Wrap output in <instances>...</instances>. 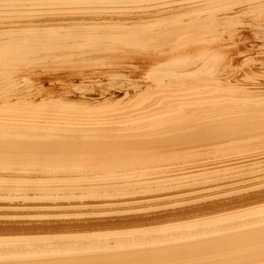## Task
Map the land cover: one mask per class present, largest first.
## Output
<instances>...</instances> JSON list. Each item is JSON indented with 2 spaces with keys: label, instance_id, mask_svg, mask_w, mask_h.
Instances as JSON below:
<instances>
[{
  "label": "bare ground",
  "instance_id": "1",
  "mask_svg": "<svg viewBox=\"0 0 264 264\" xmlns=\"http://www.w3.org/2000/svg\"><path fill=\"white\" fill-rule=\"evenodd\" d=\"M248 9L250 10L251 9H255V10L262 9L263 11L264 0H0V73L5 72V71L8 72L12 69L15 70L16 66H20L23 64H25L26 69H27L26 64H30V63L35 64V63L40 62V65H41V61L42 63L44 62L43 59L44 60L48 59V58H45L47 57L46 54L52 53V51H56V50L57 51L61 50L63 52L64 50L77 51L76 53H73L75 55L72 54L73 58L77 56L81 60V62H83L81 63L79 62L80 60L76 59L79 63L84 64V62H87L88 64V62L92 61L93 58L91 57L92 55H90V51H88L90 56L89 55L86 56L87 51L85 50L86 52L83 53L82 52L83 49L89 48V50H91V54L95 52V50H99V52L100 50H102V53H104V50L105 51L107 50L108 52L109 51L110 52L112 51H116V52L126 51L127 52V51L132 50V51H135L133 53L134 55L135 53L136 54L138 53L136 52V50L137 51L138 49L140 50V48H136L135 50V47L144 46L147 48H145L146 50H143V52L145 51L149 52L150 50H153V53L151 51V53H147L145 55H142L141 57L137 56L138 58L136 59L139 61L138 64L140 63L142 66L147 64L150 66V68L148 67L149 69H151L150 73L152 71L151 73L152 78L150 79H152V81L153 80L155 81V84H153V86L143 85L138 88L139 90H137L136 89L137 87H136L135 88L136 90L134 89V91H139L138 95L137 94L135 95L134 93V96L132 95V97L130 98L129 97L123 98L122 99L123 102L116 100V102H118L119 104L116 103L117 104L116 106L112 107L111 109L109 108L108 110H106L100 115L98 114V116H95L96 118L94 117L95 118L94 120L89 119L91 117L93 118L91 114H90L91 117L88 115L89 116L88 120H90L89 122H83V120H69L70 118L68 120L58 121L60 123H55V121L47 122L46 120L38 121L37 119L36 121L33 119L30 121L29 120L25 121L23 119H20L19 118L20 116L18 117V115L16 114L0 115V168H1L0 171L3 172L2 169H4V167H7L8 170L9 169L11 170L14 167L15 168L17 167L20 170L21 168L22 170L23 169L24 170L33 169L35 173H36V170L37 171L41 170L42 173L44 171H45L44 173H47V171L49 170V172L53 171L52 172L53 174L56 173L54 171H58V172L60 171L61 173L70 172V173H74L73 175H71V177L75 176V174L76 176L72 178H66L65 179L66 181L63 180L64 178L61 179L62 175L64 174H61V178L59 177V180L61 179L62 181H65V183L66 182L69 183L65 185L67 186L66 188L67 190H69V192L70 190H75V189L76 190L78 189L77 191L82 190L83 195H85V197L83 198H86L89 200L92 198L93 199H96V198L105 199L106 197L107 198L112 197L116 199L117 197L118 198L130 197L137 193H140V194L147 193L148 195V193L150 192H153V191L156 192L158 190H161V188L159 187L154 188L153 186H156V185L158 186L166 182H168L167 184L169 185L170 181L174 182L175 180L178 181V180H182L186 178L193 179L191 177H193L195 174L196 175L202 174V173L206 174L211 169H217L218 167H220V165L224 166L226 164V161L224 160L225 164H223L224 162L222 161L223 162V163L221 162L222 164L220 163V165H217V163L220 162L217 160L218 159L217 158L216 160L218 162L216 161V163L214 164L210 163L213 166L215 164L217 165L214 167H211V166L208 167L209 165L205 163L204 164L202 163H199V164L192 163L191 164V162H194V161H191V162L189 161L190 164L189 162L188 164L186 163L184 165L179 164V167L178 166L173 167L175 165H173L172 163H171V166L173 165L172 166L173 168L170 165L164 166V164H168L171 161L172 162L179 161V159L181 158L192 157L202 152L204 154L209 151L208 154H210L212 150L215 151V149L218 150L220 148L224 150L225 149L224 147H227L226 149L228 150V147L234 148L235 146L238 147L239 145L250 144V143H252L253 145V142L255 144V142L256 141L258 142L259 140L263 142L264 141V96L260 97L261 90L259 89L261 87L257 89L259 91L256 90V88H258L257 85L255 86L256 87L255 89L252 86L251 88L249 87L247 88L245 86L246 87L245 88L242 86L243 84L238 85V83H237V86L235 84L234 85L235 87H234L233 83L234 82L236 83V81H234L231 84L232 86L231 88L234 87L232 90L233 94L226 93L224 91L226 89L223 90L222 88L223 85L226 84L224 81L225 79L224 76H227L226 75L227 73L229 74V72H227L228 71L227 69L228 68L230 69L229 59H228L230 57H228L229 55H227V51L231 48L230 47L231 45H228L229 43L224 42L228 45V47H230V48H227L228 49L227 50L226 45L224 46L220 44L221 42L220 43L217 42L219 41V38L221 37V36L219 37L217 30L219 28L221 29V26L218 29L217 27L221 24L223 25L222 27L224 28V30L227 29V32L229 30H232L233 28H235L234 27L235 23L237 24V22H241L237 20L243 19L241 16H240L241 19L239 18L236 19L237 16L239 17V15L244 14V12L246 13V11H248L247 13H251L252 15V13L255 11V10H252L253 12H250V10ZM247 15H250V14H247ZM235 20L237 22H235ZM256 20H259V19L256 18ZM256 20L255 22L253 20L254 22L253 24L258 22V21L256 22ZM261 20L263 19H260V22ZM242 21H244V19ZM260 22H258L257 24L258 26ZM241 23L244 24L245 22H241ZM242 24L238 25V26H241L239 27L241 28V30H243L242 27L244 28ZM247 26H249V24ZM262 28L263 29L259 28L260 30L258 29L259 34H262L264 36V27ZM255 29L257 30L256 27ZM243 31H245V29ZM243 31H241V34ZM227 32L225 33L228 34ZM230 32L231 31H229V33ZM229 35L228 37L231 38V35L230 36ZM239 35L240 34H238V36L236 37H239ZM216 37L218 39H216ZM243 38H246V37H243ZM233 39H236V38H233ZM238 39L241 40L242 37L241 39L240 38ZM253 39H251V41ZM226 40H222V41H226ZM254 42H252L251 44H253ZM254 44H256V42ZM162 46L164 48H159ZM126 47L127 48L134 47V50L133 49L127 50ZM250 47H252V45ZM143 48H141V51ZM122 53L120 52L121 55H123ZM232 53L231 55L234 54ZM63 54L64 55H61L60 57L58 55V57L66 59V62L69 61L68 59L70 58L71 53H69L70 56L68 55V51H67V54H65V52ZM105 54L107 55V56L104 55L106 59L108 58L110 54L108 55L107 52ZM111 54H115V52ZM126 55L130 57L128 53ZM49 56L52 59L54 58L51 56V54ZM93 56L95 58V55ZM96 56H98V54H96ZM58 57H55V60H56L55 63L57 62L56 58ZM98 58H101V61L103 60L102 57H98ZM114 58L116 59L115 56ZM123 58L124 57H122V59ZM61 60L57 62L58 66L60 62L61 63L63 62V60L62 61ZM71 60H72V57L70 59V62H72ZM51 61L49 62L52 63ZM98 61L99 63H101L99 59ZM55 63L54 64L52 63L53 65L51 64V66L52 67L55 66ZM47 64L48 66H50L49 63ZM72 64L71 65L70 63L68 65L65 64L66 67L63 69H66L67 66L68 67L72 66ZM94 64L95 63H93V66ZM84 65H86V63ZM33 68H30V69L32 70ZM42 68L46 69V67H42ZM234 68H231V69H234ZM34 69H33V72H34ZM70 69L71 68H68L66 70H70ZM72 70H70L71 71L70 73L68 71V75L66 74L69 77L68 79H74L75 77L77 78V77H81L84 75L83 73H78V72L74 73L75 71L72 73ZM25 71L27 72L28 70H25ZM22 72L24 73L23 70ZM17 73L19 72L17 71ZM150 73H149V76H150ZM230 73H233V72H230ZM37 74H39V72ZM37 74L35 75L37 76ZM240 75H242V73ZM230 76H229V80L230 78L234 79L235 77H236L235 79L240 78L239 76L238 77L237 76L230 77ZM7 77L9 76H6V78ZM44 77L47 78L46 76ZM242 77H241V80L243 81L244 78L242 79ZM6 78H5L4 83L8 81L6 80ZM12 78H16V76ZM227 79H228V76H227ZM241 80L239 82H241ZM2 81H3V78H2ZM2 81L0 78V82ZM12 81L11 83L12 84L14 83L13 85H15L16 80L14 82ZM39 81H41V79ZM57 81L60 82L59 80ZM154 81L152 83H154ZM17 82L19 83L21 81L17 80ZM253 82L255 84V81ZM262 84L264 85V81ZM245 85H248V83ZM16 86H13L15 87L14 89H17L19 85L17 86V88ZM51 86L53 85L51 84ZM258 86H261V85H258ZM21 87H20V90H21ZM65 87L67 86L65 85ZM6 89H8L7 86H6ZM10 89L12 90V87ZM41 89L42 88L40 87V92H42ZM52 89L53 87L51 88L50 91H52ZM108 89L109 88H107V90ZM24 91L25 89L22 92ZM5 92L3 91V93ZM8 93L10 92L8 91ZM15 93H19V92H15ZM99 93L103 94L104 92H99ZM24 95L26 98L27 94H24ZM24 95L22 94L21 96L22 100H24L23 99ZM66 95L64 96L62 95V96L65 98ZM16 96L18 95L16 94ZM62 96L60 97L62 98ZM12 97L10 98L13 99L14 97L13 98ZM27 97H31V96L27 95ZM46 97L47 96L45 94V98ZM55 97L59 99L58 94ZM28 99L29 98H27V103L29 102ZM32 99L33 98H31V100ZM37 99H39V103H36L38 105L44 102V99L42 97L40 98L38 97ZM58 99L55 98V100H58ZM104 99H101V100H104ZM3 100H5V97ZM92 100H94V98ZM7 101H3V103H5L4 108H7L6 105L8 107H11V106L14 108L18 107L19 102H22L20 99L14 98L12 100L14 103L8 105ZM34 101L36 102V99ZM48 101H49L48 103H50V100ZM52 101L54 100H51V103L54 104V102ZM105 101L106 100H104L103 103ZM25 102L23 103V106L25 105L24 107L22 106L23 108L27 107L26 105H28ZM31 102L32 101H30L31 105L33 103L35 104V102H32V103ZM58 102H61V101H58ZM63 102L64 101H62V103ZM69 102L70 101H68L67 103ZM69 104L72 105V103H69ZM45 105H48V104H45ZM56 105L57 104H55L53 107H55ZM67 105L66 107H68ZM74 105H73V109L75 108ZM100 105L102 104L100 103ZM96 106L94 107L96 108ZM104 106H106V104ZM104 106L103 107L100 106V108L101 107L104 108ZM28 107H31V106H28ZM34 107H36V105ZM37 107L40 108L41 106H37ZM60 107L63 109L64 105L63 106L61 105ZM70 107L71 106H69V108ZM56 108H59V106ZM106 108L107 106L105 107V109ZM15 109H13V111ZM65 109L66 108L64 107V110ZM70 109H72V107ZM9 111L12 112L11 110ZM55 111H57V109ZM92 111L94 112L95 110H92ZM88 112H91V111H88ZM96 112L98 111L96 110ZM13 113H15V111ZM54 117H57V116L55 115ZM63 117L66 118L64 115ZM82 117L80 116L77 118H82ZM28 118L30 119V117ZM59 118L61 117L59 116ZM247 146L249 145H246V148ZM250 148L253 149L254 147H250ZM203 154L202 156H204ZM213 154L214 153H212V155ZM230 157L232 156L230 155ZM263 157H264V153L262 154L260 153L259 155L253 154V156L248 155V157L243 156L242 158L241 157L237 159L235 158L234 159L235 162L231 163L232 162L231 161L230 163L235 164V165H241V164L244 165V163L250 164L252 162L253 165H255L254 162L255 163L257 162L255 160L257 159L260 160V158H263ZM184 160L185 159H183V161ZM9 166L11 167L14 166V167L10 168ZM16 170L17 169L13 171L14 174L16 173L15 172ZM31 170H29V172L27 171L28 174L30 173ZM18 173L22 174V171ZM26 173L24 172L23 174H26ZM39 174H40V171L38 175ZM53 174L52 176H50L51 179L53 178ZM211 174L213 173L211 172ZM11 175H12V172H11ZM207 175H205L204 177H206ZM67 177L69 176L67 175ZM13 180H16V179H13ZM13 180L11 179L12 184H14ZM24 180L19 182V184L20 183H23V184H20V185L18 184L16 186L6 185L11 182V181L8 182L9 179L8 181L7 180L4 181V183L5 182L7 183L5 184L3 183L4 185L3 184L0 185V204H2L0 205L1 209L5 207L6 208L10 207L11 203L9 202L14 201L16 203V201L20 199V197H22L23 199L22 202H23L29 196V194L28 196H26V194L29 191L33 192L34 194L35 193L41 194L38 196L35 194L37 196L36 201L40 199L39 200L40 204L41 202H43V200L44 201L47 200L50 203L49 200H51L52 197L51 196L48 197L49 195L45 196L44 194L51 192V191L53 193V191L60 190V186H61V184L59 186L60 181L58 180V177H57V180H55V181H59V182H56L58 184V185L56 184L57 186H55L54 184L55 182L53 184L51 183L54 179L46 180L45 178L46 181L50 182V183L48 182L47 185L45 184L43 185L42 181H45L44 179L41 181L42 184H39L40 181H38L39 183L36 182L37 179H35L36 181H33V182L31 181L32 179L29 181L27 180L28 183L30 181L32 182V183L30 182V184H28L27 181L26 180L24 181ZM95 181L97 183H99L100 181L101 182L97 184L98 186L95 187V185H93ZM85 182L87 183L88 186L86 185ZM182 182L183 181H181V183ZM88 183H90L94 187H92ZM12 184H9V185H12ZM49 184L50 185L52 184L53 186L52 185L50 186ZM89 185L91 187H89ZM177 185L175 184L176 187ZM58 186H59V189L57 188ZM63 186H61V189ZM65 186L63 189H66ZM169 188H167V190ZM172 188L174 189V186H172ZM77 191L76 193L81 194L80 191L79 192ZM76 193L74 194L76 195ZM21 194L22 196H20ZM30 195L32 196V198L35 197V196L33 197L32 194ZM69 195H71L72 197L73 194H69ZM254 195L256 196V194ZM31 196H29V198H31ZM55 196L57 197V199H62V198H59L60 196L58 197V193ZM61 197H63V194ZM64 199L66 200V197H64ZM33 200L35 201V198L32 199V201ZM20 201L18 200V202ZM54 201L55 200L51 202H54ZM56 202L57 204L59 203L58 201ZM24 203L26 202L24 201ZM120 203L121 202H119L118 204L119 206L121 204L122 205L125 204V203H121V204ZM112 204L113 203H111V207L117 206L116 205L117 203L114 205ZM129 204H132V203H129ZM49 205L51 206L53 204L50 203ZM53 206H51L52 207L51 209L53 208L56 209L58 207L57 205H53ZM94 206L95 205L93 204V206L91 207H94ZM206 206L207 205H205L204 207ZM60 207L61 205L58 207V209H60ZM81 207H84V206H81ZM86 207L87 206L85 205L84 209H86ZM97 207L99 208L101 206H97ZM263 207H260V208L262 209ZM89 208H90V205H89ZM202 208L200 206L199 207L196 206V208L194 207L188 208V210L187 209L182 210L183 208L181 210H178L179 219L181 221V224H179V226H176V227L174 225H172L173 227L169 225L171 228L167 227L163 229L161 227L162 230H159V231H154V230L149 231L148 230L149 232H147L146 231L147 229H145L146 232L142 230V232L140 233L136 232L131 235L125 234L123 232L125 236L123 234H122L123 236L119 234L121 237L115 238L117 239L116 240L117 242L113 240L114 243L116 242L114 247L112 246L108 247L110 246L109 243L108 245L106 243L104 244L103 241L104 240L106 241L108 237L105 239L103 238L104 240H101V236L99 235L97 236L98 233L95 235L96 237L88 236L85 234L76 235L74 236V238L69 237V235L65 236V235H60V234H59L60 236H56V237L50 236L49 238H46L48 237L46 236L44 239L45 241H42V242L37 240L36 238L38 237L37 235L34 238L22 237V236L19 237L18 235L20 234L17 235L19 238L18 237L14 238L13 236H12L13 238H11V236L2 238L4 236L3 235V236H0V264H264V217H263L264 214L261 213L262 217L260 216L259 218L257 217L255 218L253 214L251 215L254 218L253 217L248 218L246 215L248 219H245L246 217L244 216L245 217L244 218L242 216L244 215L243 214L244 212L242 211L243 213L242 215L239 214L240 215L239 217L234 216V217H231L232 219L229 217L231 221L226 222L224 218V220L223 219L222 220L225 222L217 220L219 223L217 225L214 223L215 225L213 224L212 226L211 224L215 222V220L213 222L211 221V223L208 221L207 224L204 223V224L198 225L197 227L200 226L198 229L195 228L196 224L190 225L189 222H187L188 224H184L187 220L184 221V223L182 222L185 216L188 217L190 214L203 210ZM43 209H48V207L43 208ZM61 209H65V208L61 207ZM6 210H9V209H6ZM128 212L129 211H127V213ZM110 213H111L109 214L110 216L113 215L112 219L114 218L115 215H118V216L129 215V214H126L125 211L122 212L121 210L115 211V213L114 212L113 213L110 212ZM232 213H235V212H232ZM131 214L133 215L135 213H131ZM106 215L105 217L109 216V215L108 216ZM233 215H236V214H233ZM255 215L257 216L258 214L255 213ZM52 216L46 219V222L48 221L50 222L51 220H53L52 222L43 223V225L42 223L39 224L42 227H34L36 224L32 227H28V225H26L27 226L26 227L25 225L23 226L24 223L23 224L20 223L21 225L4 223V224H0V230L1 231H4V230L13 231L18 228L17 230L20 229V232H21V229L26 230V229L35 228L38 230L39 228H42V229L44 227L46 228V226H47V229L52 228V227H55V228L60 227L61 229V227H65V226L66 227L79 226L82 228V226L84 225L93 227V225L97 226V225H102V224L104 226V224L106 225V222L111 223V221H109L110 219H105L102 221V220H97V218H96V221L87 220L85 222H82V221L78 222V221H72V220H69V221L65 220L63 222L61 221L60 217H59L60 219L54 220V218H51ZM160 216L156 217V219L157 218L160 219ZM147 217L148 216H146V218ZM240 217L244 219L236 220L237 218H240ZM11 218H12L11 219L12 222L15 221L13 217ZM126 218L117 219V222L119 220H121L119 221L120 223L129 222V221L132 222L137 219V218L132 219L131 216L130 218L132 220H130L129 217H128L129 219H126ZM229 218L226 220H229ZM77 220L79 219L77 218ZM205 220H207V218ZM7 221H9V218ZM92 223H95V224H92ZM138 223H140V221ZM137 225L138 224L136 223V226ZM141 225L144 226L143 224ZM141 227H137L135 231H137L138 228L142 229ZM134 228L132 229V231L134 230ZM115 229H117V227ZM27 231L28 230H26V232ZM121 232H117V233H121ZM128 233H131V231ZM8 234H10V232Z\"/></svg>",
  "mask_w": 264,
  "mask_h": 264
},
{
  "label": "rangeland",
  "instance_id": "2",
  "mask_svg": "<svg viewBox=\"0 0 264 264\" xmlns=\"http://www.w3.org/2000/svg\"><path fill=\"white\" fill-rule=\"evenodd\" d=\"M248 10H250V9H248ZM252 10H255V9H251L250 10V12H253ZM257 10V9H256ZM255 10V11H256ZM259 10V9H258ZM256 11V13H255V11L252 13V15H251V13H247L248 11H246V13L244 12V14L246 15V17H245V15L244 14H242V15H239V17L237 16V18L236 19H241V17L244 19V21H242L243 19H241V20H237V21H241V22H245L244 24H242L241 22H237L236 20H235V22H237V24L235 23V28H233L232 30L234 31V33H233V31L232 30H229V31H231L230 33H229V31L227 32V29H225L224 30V28L222 27L223 25H219L218 27H217V29L221 26V29L219 28L218 30H217V33H218V35H219V41H217V42H221L220 44H222V45H226V49L227 48H230L228 51H227V55H229L228 57H230V58H228L229 59V67H230V69L228 68L227 70V72H229V74L227 73L226 75L228 76V79H227V76H224V81H225V83L226 84H224L223 85V90L224 89H226V90H224L226 93H228V94H233L232 92V90H233V88L235 87L234 85L236 84V86H237V83H238V85H242L243 87H249V88H251V86L255 89L256 87V85H257V87L258 88H256V90L257 89H259V87H261L259 90H261V91H263L264 89H262V88H264V85L262 84L263 83V81H264V48H263V46H264V36L262 35V34H259V30L260 29H263L262 27H264L263 25H264V9H263V11H262V9H260L259 11H261V12H263V13H261V12H259V11ZM261 13V14H259V13ZM259 14V16H258V14ZM247 14H250V15H247ZM244 15V16H243ZM241 16V17H240ZM250 16V17H249ZM245 17V18H244ZM254 17V18H253ZM252 18H253V20H254V22H255V20H256V18L257 19H259V20H256V22L258 21V22H260V19H263V20H261V22H260V24H259V26L257 25L258 24V22L257 23H255V24H253L254 22H253V20H252ZM248 19H250V20H248ZM248 20V21H247ZM250 21V22H249ZM242 24L243 26H244V28L242 27V29L244 30L245 29V31H243V30H241V28H239V27H241V26H238L239 24ZM263 23V24H262ZM249 24V26H247ZM252 24H253V26H252ZM246 25V26H245ZM256 25V26H255ZM262 25V26H261ZM238 26V27H237ZM257 28V30L255 29V27ZM259 28H258V27ZM252 27H254V28H252ZM238 28V29H237ZM252 28V29H251ZM239 32H238V31ZM222 31V32H221ZM241 31H243L242 32V34H241ZM252 31V32H251ZM222 34H221V33ZM223 32H224V34H223ZM225 32H227L228 34H226ZM236 32V33H235ZM247 32V33H246ZM252 34H251V33ZM258 32V33H257ZM220 33V34H219ZM231 35V38L230 37H228V35ZM235 34H237V35H235ZM238 34H240L239 35V37H236V36H238ZM223 35V36H222ZM226 35V36H225ZM229 35V36H230ZM243 35V36H242ZM251 36V37H249V36ZM254 35V36H253ZM258 37H257V36ZM225 36V37H224ZM233 36H235V37H233ZM262 36V37H261ZM216 37V39H218ZM227 37V38H226ZM236 38V39H233V38ZM241 37H242V39H243V41H242V39H241ZM243 37H248L247 39L249 40V38H250V40L248 41L246 38H243ZM225 38V39H224ZM229 38V39H228ZM238 38H240L241 40H239ZM254 38V39H253ZM255 38H256V40H255ZM260 38V39H259ZM226 39H228V40H226ZM233 39V40H232ZM245 39V40H244ZM251 39H253L252 41H251ZM222 40H226V41H222ZM246 40H247V42H246ZM232 41V42H231ZM251 41V42H250ZM256 42V44H254L255 42ZM262 41H263V43H262ZM223 42V43H222ZM224 42H226V43H229L228 45H231L230 47H228V45L226 44V43H224ZM235 42V43H234ZM242 42V43H241ZM252 42H254L253 44H251ZM238 43V44H237ZM262 43V44H261ZM248 46H247V45ZM237 45V46H236ZM252 45V47H250ZM254 45V46H253ZM144 47V46H143ZM142 46L140 47V46H137V47H135V50H136V48H140V50L138 49V51L136 50V52H138L137 54L135 53L134 55H133V53L135 52V51H132L131 49H133L134 50V47H126V49L127 50H131V51H119V52H116V51H112V52H108L107 50L105 51L104 50V53H102V50H100V52H99V50H95V52H93L92 54H91V50H89V48L88 49H83L82 50V52L83 53H85L86 51H87V53H86V56L87 55H89V52L88 51H90V55H92L91 57L93 58V62L92 61H90V62H88V64H87V62H84V64L86 63V65H84V64H81V63H83V62H81V60L76 56H74L75 58H73V56H72V54L73 53H76L77 51H69V50H67L68 51V55L70 56V54L69 53H71V56H70V58L68 59L69 61H67L66 62V59H63V58H59L61 55H64L63 53L65 52V54H67V51L66 50H64V52L63 51H52V53H47L46 54V56L47 57H45V58H48L49 59V55L51 54V56L54 54V52H55V54L52 56V57H54L53 59L50 57V59L48 60V59H43V63H42V61H41V65H40V62H38V63H30V64H26L27 65V69H26V67H25V64H23V65H20V66H16L15 67V70L14 69H12V70H10V71H5V72H1L0 73V78H1V81H2V78H3V81L2 82H0V87L3 89V87H4V89L2 90L1 88H0V107H2V108H0V115H13V114H16V115H18V117L20 118V119H23V120H35L36 121V119L38 120V121H47V122H54L55 121V123H60V122H58V121H63V120H68L69 118V120H83V122H89L90 120H94L96 117L95 116H98V114L100 115V114H102L103 112H105L106 110H108L109 108L111 109L112 107H114V106H116L117 104H119L118 102H116V100H118V101H122L123 102V98H130V97H132V95L134 96V93H135V95L137 94L138 95V93H139V91H134V89L136 88L137 90H139L138 88L140 87V86H143V85H151V86H153V84H155V81H154V83H152L153 81H152V79H150V78H152L151 77V73H152V71H151V73H150V70L151 69H149L150 68V66L149 65H147V64H145V65H141L140 63V65L138 64V60L136 59V58H138V57H141L142 55H145V54H147V53H151V51H152V53H153V50H150L149 52L148 51H145V52H143V50H146L145 48H147V47H144L143 48ZM261 47V48H260ZM141 48H143L142 49V51H141ZM159 48H164L163 46L162 47H159ZM101 49V48H100ZM235 49H237V50H235ZM254 49V50H253ZM257 49V50H256ZM86 50V51H85ZM93 51V50H92ZM235 51V52H234ZM245 51V52H244ZM57 52V53H56ZM97 52V53H96ZM108 53V55L110 56V58H109V56H108V58H106L105 59V57H104V55H106L105 53ZM113 52H115V54H117V53H119V54H117V55H115V54H111V53H113ZM120 52L123 54V55H121L120 54ZM140 52V53H139ZM141 52H142V54H141ZM229 52V53H228ZM234 54H233V53ZM60 53V54H59ZM79 53V52H78ZM77 53V54H78ZM99 53H100V55H99ZM125 53V54H124ZM128 53V55L130 56V57H128L126 54ZM231 53L233 54V55H235V56H233V55H231ZM235 53H237V54H235ZM238 53H239V55H238ZM96 54H98V56H96ZM55 55H57V56H55ZM58 55H59V57H58ZM73 55H75V54H73ZM89 55V56H90ZM93 55H95V58H94V56ZM112 55V56H111ZM132 55H133V57H132ZM140 55V56H139ZM231 55V56H230ZM49 56V57H48ZM107 56V55H106ZM114 56L116 57V59L114 58ZM138 56V57H137ZM55 57H58V58H56L57 59V62H59L61 59L63 60V62L61 63L60 62V64H62V65H60L59 64V66H58V63L56 64L55 63ZM71 57H72V62H70V59H71ZM98 57H102V59H103V57H104V59L101 61V58H98ZM122 57H124L123 59H122ZM135 57V58H134ZM234 57V58H233ZM91 58V59H92ZM96 58H97V60H96ZM112 58H113V60H112ZM233 60H232V59ZM76 59H78V60H80L79 62H81V63H79ZM95 59V60H94ZM98 59L100 60V62L101 63H99V61H98ZM121 59V60H120ZM129 61H128V60ZM137 60V62H136V60ZM46 60H48V61H46ZM52 60V61H51ZM61 60V61H62ZM65 60V61H64ZM76 60V61H75ZM134 60V61H133ZM49 61H51L53 64L55 63V66H51V64L52 63H50ZM54 61V62H53ZM132 61V62H131ZM251 61V62H250ZM46 62V63H45ZM66 62V63H65ZM77 62V63H76ZM103 62V63H102ZM105 62V63H104ZM110 62V63H109ZM232 62H233V64H232ZM47 63H49L50 64V66H48V64ZM70 63V65L72 64V66H70V67H68L67 66V68L66 69H68V68H71L70 70H72V68H73V70H72V73L74 72V73H83L84 75L83 76H81V77H75L74 79H68L69 77L67 76L68 75V71H69V73L71 72L70 70H66V69H63V68H65L66 67V65H68ZM93 63H95L94 64V66H93ZM99 63V64H98ZM109 65H108V64ZM33 64V65H32ZM43 64V65H42ZM52 64V65H53ZM66 64V65H65ZM74 64H76V65H74ZM92 64V65H91ZM101 64V65H100ZM127 64V65H126ZM233 66H232V65ZM58 67H57V66ZM65 65V66H64ZM83 65V66H82ZM99 65V66H98ZM119 65H121V66H119ZM244 65V66H243ZM33 66H34V68H33ZM37 66V67H36ZM85 66H87V67H85ZM112 66V67H111ZM132 66V67H131ZM135 66H137V67H135ZM234 66H235V68H236V70H235V68H234ZM42 67H46V69L44 70ZM48 67V68H47ZM49 67H50V69H49ZM60 67V68H59ZM79 67V68H78ZM128 67H130V68H128ZM149 67V68H148ZM248 67V68H247ZM260 67V68H259ZM23 68H25V69H23ZM29 68V69H28ZM30 68H33L34 69V72H33V69L31 70ZM52 68V69H51ZM231 68H234V69H231ZM243 68V69H242ZM17 69V70H16ZM37 69V70H36ZM59 69V70H58ZM63 69V70H62ZM76 69H80L79 71L78 70H76ZM83 69V70H82ZM131 69V70H130ZM136 69H138V70H136ZM21 72H20V71ZM22 70L24 71V73L26 72L25 70H31V71H27L25 74L22 72ZM54 70V71H53ZM57 70V71H56ZM141 70V71H140ZM230 70V71H229ZM234 70V71H233ZM257 70V71H256ZM261 70V71H260ZM15 71H16V73H15ZM17 71L19 72V73H17ZM41 71V72H40ZM43 71H45V72H43ZM53 71V72H52ZM81 71V72H80ZM98 71V72H97ZM111 71V72H110ZM241 71V72H240ZM36 72V73H35ZM39 72V74H37ZM101 72V73H100ZM148 74H147V73ZM230 72H233V73H230ZM238 72H239V74H238ZM245 72V73H244ZM20 73H21V75L23 76H21L20 75ZM34 73V74H33ZM44 74V75H42V74ZM104 73V74H103ZM149 73H150V76H149ZM237 73V74H236ZM242 73V75H240ZM249 73H251V74H249ZM252 73H253V75H252ZM2 74V75H1ZM10 74V75H9ZM30 74V75H29ZM35 74H37V76L35 75ZM47 74V75H46ZM54 74V75H53ZM56 74V75H55ZM67 74V75H66ZM86 74V75H85ZM93 74V75H92ZM99 74V75H98ZM233 74V75H232ZM249 74V75H248ZM256 74H258V75H256ZM5 75V76H4ZM60 75V76H59ZM88 75V76H87ZM118 75V76H117ZM120 75H121V77H120ZM231 75V76H230ZM245 77H244V76ZM3 76V77H2ZM6 76H9V77H7L6 78ZM11 76V77H10ZM14 76H16V78H12V77H14ZM27 76V77H26ZM29 76V77H28ZM44 76H46L47 78H45ZM51 76V77H50ZM94 76V77H93ZM115 76V77H114ZM149 76V77H148ZM229 76L230 77H235V76H239L240 78V80H241V77H242V79H243V81L241 80V82H239L240 80L239 79H232V78H230V80H229ZM247 76H249V77H247ZM253 76V77H252ZM20 77V78H19ZM21 77H22V79H21ZM34 77H36V78H34ZM41 77V78H40ZM62 77V78H61ZM110 77V78H109ZM255 77V78H254ZM5 78H6V80H8V81H6V83H4L5 82ZM9 78V79H8ZM60 78V79H59ZM67 80H66V79ZM147 79V81H146V79ZM10 79H15V80H10ZM33 79V80H32ZM36 79V80H35ZM41 79V81H43V82H41V81H39ZM54 79V80H53ZM59 80L60 82H58L57 80ZM62 79V80H61ZM97 79V80H96ZM134 79V80H133ZM248 79V80H247ZM261 79V80H260ZM263 79V80H262ZM17 80H20L21 82H17ZM51 80V81H50ZM72 80H73V82H72ZM226 80H228V81H226ZM233 80V81H232ZM245 80V81H244ZM252 80V81H251ZM10 81V82H9ZM11 81L12 82H14L15 81V85H13L12 83H11ZM48 81V82H47ZM54 83H56V84H54ZM70 81V82H69ZM140 81V82H139ZM143 81V82H142ZM150 81V82H149ZM224 81H223V83H224ZM230 81V82H229ZM234 81H236V83L234 82ZM249 81V82H248ZM253 81H255V84H254V82ZM262 81V82H261ZM17 82V83H16ZM51 82V83H50ZM58 82V83H57ZM133 82V83H132ZM229 82V83H228ZM234 82V83H233ZM243 82V83H242ZM245 82V83H244ZM11 83V84H10ZM38 83V84H37ZM50 83V84H49ZM71 83V84H70ZM129 83V84H128ZM233 83V88H231L232 86H231V84ZM241 83V84H240ZM248 83V85H245V84H247ZM258 83V84H257ZM261 83V84H260ZM2 84H3V86H2ZM7 84V85H6ZM10 84V85H9ZM51 84L53 85V86H51ZM100 84V85H99ZM133 84V85H132ZM137 84V85H136ZM252 84V85H251ZM12 85V86H11ZM19 85L20 87H21V90L23 91L24 89H25V91L24 92H22L21 90H20V87L18 86V88H17V86ZM65 85L67 86V87H65ZM136 85V86H135ZM226 85V86H225ZM258 85H261V86H258ZM6 86H7V88L8 89H6ZM9 86V87H8ZM13 86H16V88L17 89H14L15 87H13ZM42 88L41 89V91L42 92H40V87ZM93 86V87H92ZM135 86V87H134ZM12 87V90L10 89ZM24 87V88H23ZM53 87V89H52V91H50L51 90V88ZM61 87H63V88H61ZM92 87V88H91ZM134 87V88H133ZM245 87V88H246ZM50 88V89H49ZM61 88V89H60ZM107 88H109L108 90H107ZM130 88V89H129ZM133 88V89H132ZM6 89V90H5ZM47 89H49V90H47ZM93 90V91H91V90ZM104 89V90H103ZM119 89V90H118ZM135 89V90H136ZM229 89V90H228ZM17 90H19V91H17ZM27 90V91H26ZM45 92H44V91ZM47 90V91H46ZM56 90V91H55ZM65 90V91H64ZM67 90V91H66ZM96 90V91H95ZM99 92H104L103 94L102 93H99ZM222 90V91H223ZM230 90H231V92H230ZM259 90H257V91H259ZM3 91L5 92V91H7V92H5V93H3ZM8 91L10 92V93H8ZM19 92V93H15V92ZM21 91V92H20ZM63 91V92H62ZM70 91V92H69ZM260 91V94L262 95H260V97H263L264 96V91L263 92H261ZM28 92V93H27ZM31 92H33V93H31ZM35 92H37V93H35ZM38 92H39V94H38ZM51 92H52V94H51ZM56 92V93H55ZM67 92V93H66ZM69 92V93H68ZM130 92V93H129ZM230 92V93H229ZM12 93V94H11ZM15 93V94H14ZM21 93V94H20ZM60 93V94H59ZM62 93H64V94H62ZM126 93V94H125ZM6 96H5V95ZM10 94H11V96H10ZM16 94L18 95V96H16ZM22 94L24 95V94H27L28 96L30 95L31 97H27V95H26V98H25V95H24V100H22V98H21V96H22ZM36 94V95H35ZM44 94V95H43ZM45 94H46V98H45ZM56 94V95H55ZM57 94H58V97H59V99L57 98V97H55V96H57ZM66 94H68V95H66ZM73 94V95H72ZM112 94V95H111ZM124 94H125V96H124ZM131 94V95H130ZM2 95V96H1ZM14 95V96H13ZM34 95V96H33ZM38 95V96H37ZM51 95V96H50ZM64 95H66L65 96V98L63 97ZM96 95H98V96H96ZM146 95V94H145ZM144 95V96H145ZM14 98H16V99H20L22 102L24 101H26L25 103L26 104H28V105H26L27 107L28 106H31V107H25V108H23L24 106H23V103L22 102H19V104H18V107H8L7 105H6V107L8 108V110H7V108H4L5 107V103H3V101H7V100H9V101H7L8 102V105H10V104H12V103H14L12 100L14 99ZM19 96H20V98H19ZM35 96H36V98H35ZM50 98H49V97ZM60 96H62V98L64 99H62ZM4 97H5V100H3L4 99ZM10 97H12L13 99H11ZM18 97V98H17ZM40 98V97H42L43 99H44V102L41 104H36V103H39V99H37V98ZM67 97V98H66ZM122 97V98H121ZM259 97V98H260ZM10 98V99H9ZM27 98H29L28 99V103H27ZM31 98H33L32 100H31ZM36 99V102L34 101L35 99ZM49 98V99H48ZM54 98V99H53ZM55 98L56 99H58V100H55ZM94 98V100H92ZM105 98V99H104ZM70 101L69 103H72V105H70L69 103H67L68 101ZM91 99V100H90ZM97 99V100H96ZM101 99H104V100H106L104 103L106 104V106H107V108L105 109V107L106 106H104L105 104L103 103V101L104 100H101ZM1 100H3V101H1ZM46 100H47V102H46ZM48 100H50V103H48L49 101ZM51 100H54V101H52V102H54V104H52L51 103ZM110 100V101H109ZM112 100V101H111ZM30 101H32V102H35V104H34V106L36 105V107H34L33 106V104L31 105L30 104ZM58 101H61V102H58ZM62 101H64L63 103H62ZM66 101V102H65ZM78 101V102H77ZM84 103H83V102ZM88 101V102H87ZM94 101V102H93ZM97 101V102H96ZM108 101V102H107ZM9 102H11V103H9ZM31 102V103H32ZM57 102V103H56ZM75 102V103H74ZM102 104V105H100V103ZM112 102V103H111ZM3 103V104H2ZM63 106L64 105V107L66 108L65 110H64V107H63V109L60 107L61 105ZM66 103V104H65ZM86 103H88V104H86ZM99 103V104H98ZM109 103H111L112 104V106H111V104H109ZM114 103V104H113ZM117 103V104H116ZM22 104V105H21ZM45 104H48V105H45ZM50 104V105H49ZM52 104V105H51ZM55 104H57L55 107H53ZM67 104H69V105H67ZM75 104V105H74ZM77 104V105H76ZM85 104V105H84ZM94 104V105H93ZM96 104H97V106H96ZM21 105V106H20ZM42 105H43V107H42ZM66 105L68 106V107H66ZM73 105H74V109H73ZM87 105H88V107H87ZM91 105H93V106H91ZM104 106V108H100V106ZM110 105V106H109ZM23 106V107H22ZM37 106H41L40 108L39 107H37ZM59 106V108H56V107H58ZM69 106H71L72 107V109H70L69 108ZM83 108H82V107ZM93 107V108H91V107ZM94 106H96V108L94 107ZM33 107V108H32ZM48 107V108H47ZM5 110H4V109ZM20 108V109H19ZM21 108H23V109H21ZM42 108V109H41ZM68 108V109H67ZM81 108H82V110H81ZM85 108H86V110H85ZM89 108H90V110H89ZM2 109V110H1ZM13 109H15L14 111H15V113H13L14 111H13ZM34 109V110H33ZM41 109V110H40ZM57 109V111H55ZM61 109H62V111H61ZM102 111H101V110ZM9 110H11L12 112H10ZM21 110V111H20ZM27 111V113H26V111ZM29 110V111H28ZM32 110V111H31ZM47 110V111H46ZM51 110V111H50ZM67 110V111H66ZM75 110V111H74ZM81 112H80V111ZM92 110H95L94 112L92 111ZM96 110L99 112H96ZM20 111V112H19ZM41 111V112H40ZM53 111H54V113H53ZM88 111H91V112H88ZM3 112V113H2ZM32 112V113H31ZM39 112V113H38ZM83 112V113H82ZM10 113V114H9ZM21 113V114H20ZM29 113V114H28ZM30 113H31V115H30ZM53 115H52V114ZM63 113V114H62ZM75 113V114H74ZM27 114V115H26ZM32 114H34V115H32ZM40 114H42V115H40ZM48 114V115H47ZM62 114V115H61ZM70 114V115H69ZM81 114V115H80ZM93 116V118L91 117V115ZM25 115V116H24ZM29 115V116H28ZM57 116V117H54V116ZM63 115L66 117V118H64L63 117ZM91 117V118H89V116ZM37 116V117H36ZM48 116V117H47ZM59 116L61 117V118H59ZM69 116V117H68ZM72 116V117H71ZM82 117V116H84V117H82V118H77V117ZM87 116V117H86ZM28 117H30V119L28 118ZM46 117V118H45ZM50 117V118H49ZM52 117V118H51ZM95 117V118H94ZM48 118V119H47ZM88 118L90 119V120H88ZM88 120V121H86V120ZM263 141V140H262ZM257 142V141H256ZM255 142V144H254V142H253V145H252V143H250V144H244V145H239L238 147L237 146H235L234 148L233 147H228V150L226 149L227 147H224L223 149L225 150H222V148H220V149H215V151L214 150H212L211 152H210V154H208L209 153V151L208 152H206V153H204L203 154V152L202 153H198L197 155H195V156H192V157H185V158H181L182 159V161H181V159H179V161H171V162H166V163H168V164H164V166H167V165H170L171 166V163L173 164V165H175V166H173V167H179V164H181V165H184V164H188V162L190 161H194V162H191V164L193 163H202V164H208L209 166L208 167H214V166H217V165H220V163L222 162L223 164H225V161H226V166L224 165H220V167H218L217 169H211L210 171H208L206 174L205 173H202V174H195L193 177H191V178H193V179H190V178H186V179H182V180H175L174 182L173 181H170L169 182V185L167 184L168 182H166V183H163V184H161V185H156V186H153L154 188L155 187H159V188H161V190H158V191H153V192H150V193H148V195H147V193H145V194H140V193H137V194H134V195H132V196H130V197H124V198H112V197H106L105 199L104 198H96V199H86V198H83V197H85V195H83V191L82 190H79L80 191V193L83 195H81V194H78V193H76V191L78 190H70V192H69V190H67V186H65L66 184H69V183H65V179L66 178H72V177H75L76 176V174H75V176H72L71 177V175H73L74 173H68V172H58V171H54V172H56L55 174H53L52 172L53 171H51V172H49V170L47 171V173H49V174H47V173H42V171L41 170H39L40 171V174L38 175V173H39V171H37L36 170V173H35V171L32 169H23L24 170V172L26 173L27 171L29 172V170H31L30 171V173L28 174V172L26 173V174H28V175H26V174H23L24 172H23V170H22V168H21V170L19 169V168H15L14 166V168L15 169H19L18 170V172H21L22 171V174L21 173H18L17 172V170L15 171L16 173L14 174V168L13 167H11V166H9L10 168H13V169H9L8 170V168L7 167H4V169H2V171L3 172H1L0 171V173H2V174H0V185H2L3 183H4V181L5 180H7L8 181V179H9V181L8 182H10L11 181V179L13 180V179H16V180H13V183L14 184H12V181L10 182V183H8V184H6V185H8V186H16V185H18L19 184V182L20 181H23L24 179L27 181H29V180H31L32 182L33 181H36L35 179H37V181L36 182H38V181H40V183L39 184H42L43 183V185L45 184V185H47L48 184V182L49 181H46V180H52V179H54L51 183L53 184L54 182V184H55V186H57L58 184L56 183V182H61L62 180L61 179H63V180H65V181H62L61 183L59 182V186H60V184H61V186H65V188L66 189H63L64 188V186L62 187V189H61V186H60V190H57V191H53V193H52V191L51 192H48V193H46V194H44L45 196H48V197H52L51 198V200H49L50 201V203L51 204H53V205H57L58 207L61 205V207L62 208H65V209H61V207H60V209H58V207L56 208V209H51L52 207L51 206H53V205H49L50 203L47 201V200H43V202H41V204H40V199L38 200V201H36L37 200V196L38 195H41V194H37V193H33V192H28L27 194H26V196H28V194H29V196H31L30 194H32L33 195V197L35 198V201L33 200L32 201V199H34V198H32V196H31V198H29V196L27 197V199H25L24 201L26 202V203H24V201L22 202V197H20V199H21V201H20V199H18L20 202H18V200L16 201V203L13 201V202H9V203H13L12 205L10 204V207H5V208H0V224H4V223H7V224H9V223H11V224H19V225H21V224H23V226L25 225H28V227H32V226H34L35 224V226L34 227H42V226H40L39 224H41L42 223V225H43V223H48V222H46V219L48 218V217H50V216H52V215H54V216H52L51 218H54V220H58V219H60L61 218V221H69V220H72V221H82V222H85V221H87V220H91V221H96V218H97V220H105V219H110L109 221H111V223H112V225H111V223L110 222H106V225L104 224V226H103V224L102 225H97V226H95V225H93V227L92 226H86V225H84V226H82V228L81 227H79V226H68V227H61V229H60V227H57V228H55V227H52V228H48L47 229V226H46V228L44 227L43 229L42 228H39L38 230L37 229H35V228H32V229H26V230H28L27 232H26V230L25 229H21V232H20V229L19 230H17L16 228V230H13V231H6V230H4V231H1L0 230V236H3L2 238H6V237H8V236H11V238H17L18 236L20 237V236H22V237H29V238H34V237H36V235L38 236V237H36L37 238V240L38 241H45L44 239H45V237L46 236H48V237H46V238H49L50 236L52 237H56V236H60V235H69V237H72V238H74V236H76V235H82V234H85V235H88V236H94V237H96L95 235L97 234V236L99 235V236H101V240H104L105 238H107V242L104 240L103 241V243L105 244H107L108 245V243H109V245L110 246H108V247H114L115 246V244H116V240L117 239H115L116 237H121V236H125V234H129V235H131V234H133V233H136V232H142V230H144L145 231V229H147L146 231L147 232H149V231H159V230H162V228L163 229H165V228H171V227H173L172 225H174L175 227L176 226H179V224H181V221H180V219H179V211L178 210H181L182 208V210H188V208H196V206L197 207H204L205 205H207L206 207H204V208H202L203 210H200V211H202V212H200V211H198V212H196V213H193V214H190L188 217L187 216H185V220L183 219L182 220V222L184 223V221H186L184 224H188L187 222H189V224L191 225V224H196L195 226V228H199V227H197L198 225H201V224H204V223H206L207 224V222L209 221L210 223H211V221L213 222L214 220H215V222H213L212 224H211V226L215 223L216 225L219 223L217 220H219V221H223L224 220V218H225V221L227 222V221H231V217H234V216H236V217H239L240 215H242V213L244 214V215H242L243 217L245 216L246 217V215H247V217L249 218H251V217H253L251 214H253L254 216H255V218L257 217V218H259L262 214H264V195H263V193H264V161H262V160H264V157L263 158H260V160L259 159H257V160H255V161H257L256 163L254 162V164L256 165H253V163L251 162L250 164H247V163H244V165L243 164H241V165H235V164H231V163H233V162H235V158L237 159V158H242L243 156L245 157H248V155L249 156H253V154L254 155H259L260 153L262 154V153H264V141L263 142H261L260 140L256 143ZM262 143V144H261ZM256 144H258V145H256ZM260 144V145H259ZM246 145H249L250 147H254L253 149L252 148H250L249 146H247V148H246ZM260 146V147H259ZM241 147V148H240ZM262 147V148H261ZM232 148V149H231ZM259 148V149H258ZM231 149V150H230ZM234 149V150H233ZM235 149H236V151H235ZM239 149V150H238ZM220 150H222V151H220ZM245 150V151H244ZM223 151H224V153H223ZM243 151V152H242ZM252 151V152H251ZM257 151V152H256ZM221 152V153H220ZM227 152V153H226ZM238 154H237V153ZM247 152V153H246ZM260 152V153H259ZM212 153H214L215 155H216V153H217V155L215 156L214 154V156L212 155ZM233 153V154H232ZM241 153V154H240ZM249 153V154H248ZM259 153V154H258ZM201 154V155H200ZM202 154L204 155V156H202ZM206 154V155H205ZM208 154V155H207ZM220 154V155H219ZM222 154V155H221ZM235 154V155H234ZM245 154V155H244ZM225 155H227V156H225ZM230 155L232 156V157H230ZM238 155V156H237ZM209 157V159H208V157ZM237 156V157H236ZM240 156V157H239ZM205 157V158H204ZM223 157H224V159H223ZM230 157V158H229ZM218 158V159H217ZM221 158V159H220ZM229 158V159H228ZM183 159H185L184 161H183ZM201 159V160H200ZM218 161H220V162H218ZM234 161H233V160ZM196 160V161H195ZM215 160V161H214ZM225 160V161H224ZM227 160H228V162H227ZM259 160V161H258ZM208 161V162H207ZM216 161L219 163H217V165L215 164L214 166L213 165H211V164H214V163H216ZM232 161V162H231ZM179 162V163H178ZM190 162H189V164H190ZM231 162V163H230ZM259 162V163H258ZM260 162H261V164H260ZM211 163V164H210ZM221 163V164H222ZM227 163H228V165H227ZM260 164V165H259ZM234 165V166H233ZM246 165V166H245ZM171 166V167H172ZM238 166H240V167H238ZM163 167V166H162ZM170 167V168H171ZM172 167V168H173ZM252 167H254V168H252ZM6 168H7V170H6ZM165 168V167H164ZM225 168V169H224ZM247 168V169H246ZM229 171H228V170ZM0 170H1V168H0ZM7 172H6V171ZM217 172H216V171ZM9 171V172H8ZM215 171V172H214ZM11 172H12V175H11ZM60 173V174H58V173ZM211 172L213 173V174H211ZM33 173V174H32ZM66 173H67V175L69 176V177H67V175H66ZM10 174V175H9ZM45 176H44V175ZM52 174H53V178L51 179L50 178V176H52ZM61 174H64V175H62V178H61ZM89 174V173H88ZM207 175L206 177H204L205 175ZM211 176H210V175ZM3 175H4V177H3ZM20 175V176H19ZM24 175V176H23ZM49 175V176H48ZM203 175V176H202ZM263 175V176H262ZM9 176V177H8ZM29 176V177H28ZM30 176H32V177H30ZM39 176V177H38ZM44 176V177H43ZM197 176V177H196ZM243 176V177H242ZM13 177V178H12ZM17 177V178H16ZM23 179H22V178ZM37 177V178H36ZM57 177H58V180H59V177L61 178L59 181H55V180H57ZM5 178V179H4ZM29 178V179H28ZM34 178V179H33ZM41 178V179H40ZM45 178H46V180H45ZM1 179H3V180H1ZM20 179H22V180H20ZM45 180V181H42V180ZM224 179V180H223ZM254 179V180H253ZM24 180V181H25ZM217 180H219V181H217ZM228 180V181H227ZM14 181H16V182H14ZM17 181H18V183H17ZM28 181H27V183H28ZM30 181V182H31ZM41 181H42V183H41ZM68 181H69V179H68ZM181 181H183L182 183H181ZM246 181V182H245ZM2 182V183H1ZM30 182L28 183V184H30ZM31 182V183H32ZM47 182V183H46ZM88 182V181H87ZM91 182V181H90ZM101 182V181H100ZM99 182V183H100ZM176 182V183H175ZM178 182V183H177ZM213 182V183H212ZM5 183H7V182H5ZM4 183V184H5ZM17 183V184H16ZM37 183V184H38ZM50 183V182H49ZM71 183V182H70ZM86 183V182H85ZM85 183H84V185H85ZM99 183H97L96 181H95V183H93V185H95V187L96 186H98L97 184H99ZM263 183V184H262ZM3 184V185H4ZM9 184H12V185H9ZM20 184H23V183H20ZM19 184V185H20ZM51 184V185H52ZM57 184V185H56ZM88 184H90V183H88ZM172 184V185H171ZM175 184L177 185V187L175 186ZM179 184H180V186H179ZM199 184V185H198ZM214 184V185H213ZM5 185V186H6ZM50 185V184H49ZM50 185V186H51ZM83 185V186H84ZM86 185H87V183H86ZM91 185V184H90ZM89 185V187H94L93 185H91L90 186ZM185 185V186H184ZM197 185H198V187H197ZM262 185V186H261ZM4 186V187H5ZM53 186V185H52ZM59 186L57 187L58 189H59ZM88 186V185H87ZM99 186H101V185H99ZM162 186V187H161ZM172 186H174V189L172 188ZM179 186V187H178ZM152 187V188H153ZM165 187V188H164ZM170 187V188H169ZM203 187V188H202ZM209 187V188H208ZM56 188V189H57ZM153 188V189H154ZM164 188V189H163ZM167 188H169L168 190H167ZM177 188V189H176ZM181 188V189H180ZM200 188V189H199ZM262 188V189H261ZM70 189V188H69ZM171 189V190H170ZM248 189V190H247ZM65 190H67V191H65ZM202 190V191H201ZM60 191V192H59ZM64 191L65 192V194H64V192L62 193V192ZM74 191V192H73ZM79 191H77V192H79ZM160 191H161V193H160ZM73 192V193H72ZM159 192V193H158ZM165 192V193H164ZM167 192V193H166ZM241 192V193H240ZM246 192V193H245ZM263 192V193H262ZM50 193H51V195H50ZM58 193V197L59 198H62V199H57V197L55 196L56 194ZM63 194V197H61L62 196V194ZM73 194L72 195V197H71V195H69V194ZM74 193H76V195L74 194ZM250 193V194H249ZM262 193V194H261ZM67 194H68V196H67ZM86 194V193H85ZM153 194V195H152ZM164 194V195H163ZM254 194H256V196L254 195ZM43 195V194H42ZM53 195V196H52ZM248 195V196H247ZM250 195V196H249ZM263 197H262V196ZM20 196H22V194L20 195ZM23 196H25V195H23ZM74 196V197H73ZM82 196V197H81ZM149 196V197H148ZM153 196V197H152ZM161 196V197H160ZM176 196V197H175ZM242 196V197H241ZM245 196V197H244ZM253 196V197H252ZM258 196V197H257ZM64 197H66V200L64 199ZM67 197H68V199H67ZM70 197V198H69ZM77 197V198H76ZM81 199H80V198ZM132 197V198H131ZM165 197V198H164ZM54 198V199H53ZM56 198V199H55ZM112 200H111V199ZM151 198V199H150ZM172 198V199H171ZM244 198V199H243ZM250 198V199H249ZM30 199H31V201H30ZM104 199V200H103ZM108 199H110V200H108ZM141 199V200H140ZM145 199V200H144ZM149 199V200H148ZM28 200V201H27ZM53 200H55L54 202L56 203H54V202H51V201H53ZM77 200V201H76ZM90 202H89V201ZM115 200V201H114ZM120 200V201H119ZM134 200V201H133ZM206 200V201H205ZM225 200V201H224ZM235 200V201H234ZM246 200V201H245ZM248 200V201H247ZM257 200V201H256ZM56 201H58L59 203L58 204H60V205H58L57 204V202ZM68 201H70V202H68ZM106 201V202H105ZM130 201V202H129ZM135 201H137V202H139V203H137V202H135ZM144 201V202H143ZM204 201V202H203ZM28 202V203H27ZM45 202V203H44ZM46 202H48V203H46ZM66 202V203H65ZM102 202H103V204H102ZM119 202H121V203H127L126 205L125 204H121L120 206L118 205L119 204ZM196 202V203H195ZM234 202V203H233ZM5 203H7V202H5ZM68 203V204H67ZM73 203V204H72ZM75 203V204H74ZM111 203H113L112 205H114V204H116L117 206L116 207H111ZM129 203H132V204H129ZM175 203H177V204H175ZM206 203V204H205ZM242 203V204H241ZM253 203V204H252ZM72 204V205H71ZM78 204H80V205H78ZM93 204L95 205L94 207H91V206H93ZM98 204V205H97ZM107 204V205H106ZM175 204V205H174ZM220 204V205H219ZM249 204V205H248ZM263 205V206H261V205ZM0 205H2V204H0ZM22 205V206H21ZM42 205H43V207H42ZM45 205V206H44ZM47 205H49V206H47ZM64 205H66V206H64ZM69 205H71V206H69ZM74 205H75V207H74ZM85 205L87 206L86 207V209H84L85 208ZM89 205H90V208H89ZM103 205V206H102ZM125 205V206H124ZM204 205V206H203ZM9 206V205H8ZM48 207V209H43V208H47ZM64 206V207H63ZM77 206V207H76ZM81 206H84V207H81ZM97 206H101V207H97ZM107 206V207H106ZM163 206V207H162ZM166 206V207H165ZM187 206V207H186ZM218 206H220V207H218ZM223 206V207H222ZM231 206V207H230ZM257 206V207H256ZM40 207H42V208H40ZM54 207V206H53ZM56 207V206H55ZM68 207H70V208H68ZM81 207V208H80ZM105 207V208H104ZM161 207V208H160ZM215 207V208H214ZM241 207V208H240ZM260 207H263L262 209L260 208ZM15 208V209H14ZM50 208V209H49ZM163 208V209H162ZM185 208V209H184ZM257 208H259V209H257ZM6 209H9V210H6ZM160 209H161V211H160ZM170 209V210H169ZM210 209V210H209ZM215 209V210H214ZM219 209V210H218ZM261 209V210H260ZM56 210V211H55ZM64 210V211H63ZM125 211L126 212V214H129V212H130V214L131 213H135V214H129V215H123V216H118V215H115L114 216V218L112 219V217H113V215L112 216H110L109 214H111L110 212H114L115 213V211ZM155 210V211H154ZM158 210V211H157ZM168 210H169V212H168ZM246 210V211H245ZM253 210V211H252ZM263 210V211H262ZM127 211H129L128 213H127ZM145 211V212H144ZM227 211V212H226ZM241 211V212H240ZM243 211V212H242ZM251 211V212H250ZM27 212V213H26ZM65 212V213H64ZM106 212V213H105ZM109 212V213H108ZM164 212V213H163ZM166 212H168V213H166ZM176 212V213H175ZM232 212H235V213H232ZM253 212V213H252ZM56 213V214H55ZM103 213H105V214H103ZM156 213V214H155ZM213 213V214H212ZM218 213V214H217ZM255 213L256 214H258L257 216L255 215ZM262 213V214H261ZM43 214V215H42ZM51 214V215H50ZM90 214V215H89ZM99 214V215H98ZM101 214V215H100ZM104 216H103V215ZM106 214H108V215H106ZM161 216H160V215ZM165 214V215H164ZM233 214H236V215H233ZM240 214V215H239ZM47 217H46V216ZM57 215H59V216H57ZM65 215V216H64ZM70 215V216H69ZM94 215V216H93ZM105 215L106 216H108V217H105ZM142 215V216H141ZM151 215V216H150ZM154 215V216H153ZM160 216V219L159 218H157L156 219V217H158V216ZM163 215V216H162ZM172 215V216H171ZM173 215H175V216H173ZM194 215V216H193ZM206 215V216H205ZM249 215V216H248ZM17 216H18V218H17ZM33 216H35V217H33ZM38 216V217H37ZM72 216V217H71ZM126 216H127V218H126ZM130 216H131V218L132 219H136L135 221H129V222H119V221H121V220H119L118 222H117V219H129L130 218ZM135 216V217H134ZM139 216V217H138ZM146 216H148L147 218H146ZM150 216V217H149ZM170 216H171V218H170ZM208 216V217H207ZM214 216V217H213ZM224 216V217H223ZM228 216V217H227ZM4 217V218H3ZM5 217H6V219H5ZM9 218V221H7L8 220V218ZM11 217H13L14 218V220L15 221H13L12 222V218ZM27 217V218H26ZM29 217H31V218H29ZM46 217V218H45ZM60 217V218H59ZM100 217V218H99ZM102 217V218H101ZM103 217H105V218H103ZM111 217V218H110ZM117 217H119V218H117ZM129 217V218H128ZM154 217V218H153ZM162 217V218H161ZM164 217H166V218H164ZM175 217V218H174ZM177 217H178V219H177ZM217 217V218H216ZM223 217V218H222ZM231 219H230V218ZM244 217V218H245ZM245 218V219H248V218ZM262 217V216H261ZM264 217V216H263ZM3 218V219H2ZM19 218H21V219H19ZM31 219V220H29V219ZM43 218V219H42ZM57 218V219H56ZM77 218L79 219V220H77ZM130 218V220H132ZM173 218V219H172ZM188 218V219H187ZM201 218V219H200ZM207 218V220H205ZM208 218H209V220H208ZM229 218V220H226V219H228ZM244 218H235L236 220H240V219H244ZM254 218V217H253ZM23 219V220H22ZM25 219V220H24ZM45 219V220H44ZM145 221H144V220ZM150 219V220H149ZM172 219V220H171ZM182 219V218H181ZM195 219V220H194ZM201 221H200V220ZM203 219V220H202ZM213 219V220H212ZM223 219V220H222ZM3 220V221H2ZM5 220V221H4ZM11 220V221H10ZM137 220H138V222L140 221V223H138L137 222ZM146 220H147V222H146ZM154 220V221H153ZM25 221V222H24ZM28 221V222H27ZM43 221V222H42ZM53 220H51L50 222H52ZM113 221V222H112ZM180 221V222H179ZM197 221V222H196ZM205 221V222H204ZM225 221H223V222H225ZM32 222V223H31ZM49 222V223H50ZM149 222V223H148ZM160 222V223H159ZM194 222H196V223H194ZM21 223V224H20ZM34 223V224H33ZM110 223V224H109ZM116 223V224H115ZM127 223V224H126ZM129 223H130V225H129ZM133 223H135V224H133ZM136 223L138 224L137 226H136ZM146 223V224H145ZM178 223V224H177ZM182 223V224H183ZM92 224H95V223H92ZM109 224V225H108ZM140 224V225H139ZM141 224H143L144 226H142ZM177 224V225H176ZM214 224V225H215ZM108 225V226H107ZM116 225V226H115ZM122 227H121V226ZM131 225H133V226H131ZM171 227H170V226ZM208 225H210V224H208ZM207 225V226H208ZM126 227V229H125V227ZM131 226V227H130ZM142 226V227H141ZM147 226V227H146ZM164 226V227H163ZM27 227V226H26ZM69 227H71V228H69ZM84 227V228H83ZM86 227H87V229H86ZM89 227V228H88ZM117 227V229H115V228ZM118 227H119V229H118ZM129 227V228H128ZM134 228V232L132 231V229ZM137 227H141L142 229H140V228H138L137 229V231H135L136 230V228ZM156 227V228H155ZM162 227V228H161ZM75 230H74V229ZM111 228H113V229H111ZM122 228V229H121ZM124 228V229H123ZM128 228V229H127ZM130 228H131V230H130ZM149 228V229H148ZM159 228V229H158ZM72 229V230H71ZM83 229V230H82ZM104 229H108L107 231L106 230H104ZM33 230V231H32ZM37 230V231H36ZM82 230V231H81ZM101 230V231H100ZM110 230V231H109ZM113 230V231H112ZM122 232H121V231ZM149 230V231H148ZM67 231V232H66ZM96 231V232H95ZM131 231V233H128V232H130ZM145 231V232H146ZM6 232H10V234H8V233H6ZM51 232V233H50ZM64 232V233H63ZM78 234H77V233ZM85 232V233H84ZM112 232V233H111ZM117 232H121V233H117ZM125 234H124V233ZM22 233H24V234H22ZM18 234H20V235H18ZM60 234V235H59ZM91 234V235H90ZM92 234H94V235H92ZM121 236H120V235ZM123 234V235H122ZM7 235V236H6ZM18 235V236H17ZM42 235V236H41ZM71 235V236H70ZM84 235V236H85ZM103 235H104V237H103ZM106 235V236H105ZM13 236V237H12ZM33 236V237H32ZM40 236V237H39ZM18 237V238H19ZM68 237V236H67ZM114 237V238H113ZM104 238V239H103ZM41 239V240H40ZM109 239V240H108ZM110 239H111V241H110ZM47 240V239H46ZM113 240L114 241H116L115 243L113 242ZM37 241V242H38ZM109 241V242H108ZM113 242V243H112ZM112 244H114V245H112Z\"/></svg>",
  "mask_w": 264,
  "mask_h": 264
}]
</instances>
